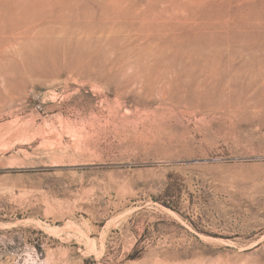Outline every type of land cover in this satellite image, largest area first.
<instances>
[{
    "label": "rangeland",
    "instance_id": "rangeland-1",
    "mask_svg": "<svg viewBox=\"0 0 264 264\" xmlns=\"http://www.w3.org/2000/svg\"><path fill=\"white\" fill-rule=\"evenodd\" d=\"M81 1L0 5V264H264V0Z\"/></svg>",
    "mask_w": 264,
    "mask_h": 264
},
{
    "label": "bare ground",
    "instance_id": "bare-ground-1",
    "mask_svg": "<svg viewBox=\"0 0 264 264\" xmlns=\"http://www.w3.org/2000/svg\"><path fill=\"white\" fill-rule=\"evenodd\" d=\"M22 1H24L26 4H27V7L25 8V9H22V10H18L17 9V6L22 2ZM97 1V0H96ZM106 1V0H105ZM84 3L83 4H85L86 3V0L85 1H83ZM100 2V1H99ZM105 3H107V2H105ZM113 3H114V0H113ZM119 3V2H118ZM123 3V2H122ZM121 3V4H122ZM128 3V2H127ZM184 3V2H183ZM212 3H214V2H212ZM1 4H4L5 5V14H4V16L6 17V18H4L3 19V21L4 22H6L7 24H9V25H11V26H13V27H15V26H18L19 25V23H20V21L21 20H23V19H25V17L26 16H28V15H31L33 12H47V11H49V10H51V11H57V10H61L62 11V9H63V11L62 12H64V11H69V12H72L73 10H75L76 8H79V7H82V1L80 0V1H78V0H0V5ZM74 4H76V5H74ZM111 4V3H110ZM130 4V3H129ZM215 4V3H214ZM106 5V4H105ZM115 5V4H114ZM118 5V4H117ZM126 5V4H125ZM116 6V5H115ZM211 7V5L209 4V5H207L206 6V9H211L210 7ZM127 7H128V5H127ZM200 7V6H199ZM87 8H90V7H88L87 6ZM104 8V7H103ZM106 9V8H105ZM123 9V8H122ZM200 9H203L204 11L206 10L205 8H201L200 7ZM82 10V9H81ZM91 10V9H90ZM193 10V9H192ZM191 10V11H192ZM195 10V9H194ZM78 11V10H77ZM83 11H85V9L83 8ZM89 11V10H88ZM112 11V10H111ZM190 11V10H189ZM190 11V13H193V12H191ZM202 11V10H201ZM203 11V12H204ZM208 10H206L205 11V13H203L205 16H201V15H199L200 17H202V18H204V17H206V15H208L209 13H206ZM66 12H65V14H66ZM86 12H87V10H86ZM115 12H116V10H115ZM196 12H199V10H195V13L194 14H196ZM208 12H210V10L208 11ZM212 13V11L210 12V14L209 15H212L211 14ZM47 14V13H46ZM94 14V13H93ZM194 14H192V15H190V17L188 18L187 16H186V18H184V19H186V21L187 22H189V21H191L192 19H190L191 18V16L193 17V16H195ZM200 14H201V12H200ZM1 15V14H0ZM53 15V14H52ZM55 15V14H54ZM58 15V14H57ZM59 15H60V12H59ZM69 15V14H68ZM101 15H102V13H101ZM106 15V14H105ZM197 15H198V13H197ZM35 16V15H34ZM40 16H41V14H40ZM46 16H48V14L46 15ZM61 16V15H60ZM62 16H64L63 14H62ZM67 17V16H66ZM199 18V17H198ZM198 18H197V20H198ZM199 19V20H204V19ZM62 19V18H61ZM189 21H188V20ZM194 19H196V17L195 18H193V20ZM63 20V19H62ZM166 20V19H165ZM182 20V19H181ZM179 21V20H178ZM185 21V22H186ZM196 21V20H195ZM195 21H191V22H195ZM184 22V21H183ZM202 22H204V21H202ZM232 22V21H231ZM181 23V22H180ZM198 23H199V21H198ZM198 23H196V24H198ZM83 24V23H82ZM170 24V23H169ZM183 24V23H182ZM188 24V23H187ZM186 24V27L188 28H193V27H190V26H188ZM190 24V23H189ZM192 24H194V23H192ZM201 24V23H200ZM202 24H204V23H202ZM205 25H207V27H208V24H205ZM205 25H203V26H205ZM76 26V25H75ZM175 26H177V25H175ZM174 26V27H175ZM182 27H183V25H181ZM180 26V27H181ZM193 26V25H192ZM199 26V25H198ZM203 26H201L200 25V29H201V32H202V28L201 27H203ZM170 29H168V30H177V27H176V29H171V26H168ZM167 27V28H168ZM179 27V28H180ZM197 27V26H196ZM214 26H212V28H213ZM217 27V26H216ZM166 28V29H167ZM189 28H188V30H189ZM198 28V27H197ZM204 28V27H203ZM164 29H165V27H164ZM196 29V28H195ZM199 29V30H200ZM210 29L211 28H209L208 30L210 31ZM220 30L222 29V28H219ZM228 30H229V28H227ZM15 30H16V28H15ZM126 30V29H125ZM178 30H180V29H178ZM187 30V29H186ZM186 30H183L184 32L186 31ZM211 30H213V29H211ZM223 30H224V28H223ZM10 31H11V29H10ZM9 31V32H10ZM167 31V30H166ZM181 31V30H180ZM183 31H181L182 33H183ZM191 31V30H190ZM189 31V32H190ZM209 31H207V32H209ZM213 31H216V30H213ZM16 32V31H15ZM15 32H14V34H15ZM180 32V33H181ZM189 32L187 31V32H185V33H187V34H189ZM194 32H195V30H194ZM197 32V34H198V30L196 31ZM204 32V31H203ZM226 32V31H225ZM122 33V32H121ZM172 33H177V32H171V34ZM191 33V32H190ZM200 33V32H199ZM19 34V33H18ZM197 34H194V35H196L197 36ZM207 34V33H206ZM208 34H210V33H208ZM213 34V35H212ZM212 34H210L209 36H211L212 35V37H210L212 40H214L215 41V37L216 38H218V36H217V34H216V36H214V33H212ZM9 35V34H8ZM23 35V34H22ZM174 35V34H173ZM24 36V35H23ZM108 36V35H107ZM106 36V37H107ZM182 36H183V34H182ZM185 36V35H184ZM192 36V35H191ZM201 37L203 36V34L202 35H200ZM208 36V37H209ZM229 36V35H228ZM9 37V36H8ZM13 37V36H12ZM17 37V36H16ZM22 37V36H21ZM207 37V38H208ZM23 38V37H22ZM117 38H119V37H117ZM127 38V37H126ZM172 38V37H171ZM175 38V37H174ZM174 38H173V40H174ZM186 37H184V39H185ZM187 38H188V36H187ZM137 39V38H136ZM135 39V40H136ZM177 39H179V41L181 40V38H178L177 37ZM199 39H202V38H199ZM205 39V38H204ZM219 40H220V38H218ZM112 40V39H111ZM116 40V39H115ZM114 40V41H115ZM176 40V39H175ZM207 40V39H206ZM8 41V40H7ZM88 41V40H87ZM137 41V40H136ZM178 41V40H177ZM182 41H183V38H182ZM182 41H181V43H182ZM119 42V41H118ZM166 42V41H165ZM169 42V41H168ZM201 42V41H200ZM199 42V43H200ZM206 42V41H205ZM228 42V41H227ZM18 43V42H17ZM114 44H115V42H113ZM210 44H213V43H210ZM162 45V44H161ZM111 46V45H110ZM114 46V45H113ZM120 46V45H119ZM128 46V45H127ZM153 46V45H152ZM173 46H175V44H173ZM129 47V46H128ZM127 47V48H128ZM140 47V46H139ZM166 47V46H165ZM176 47V46H175ZM159 48V47H158ZM162 48V47H161ZM125 49V48H124ZM5 50V49H4ZM117 50V49H116ZM173 50V49H172ZM191 51V50H190ZM4 52V51H3ZM87 52V51H86ZM149 52V51H148ZM142 55V54H141ZM146 55V54H145ZM151 55V54H150ZM126 56V55H125ZM143 56V55H142ZM187 56V55H186ZM136 58V57H135ZM152 59H153V57H152ZM132 60V59H131ZM101 62H103V61H101ZM171 62V61H170ZM166 66V65H165ZM142 70V69H141ZM168 70V69H167ZM123 71V70H122ZM151 77V76H150ZM156 77V76H155ZM160 79V78H159ZM167 79V78H166ZM75 81V80H74ZM135 81V80H134ZM162 82V81H161ZM163 83V82H162ZM167 83V82H166ZM188 86V85H187ZM90 87V86H89ZM142 88V87H141ZM200 90H201V88H200ZM163 91V90H162ZM189 91V90H188ZM201 92V91H200ZM187 94V93H186ZM186 94H184V96L186 97L187 95ZM202 95V94H201ZM188 96H190V95H188ZM187 96V97H188ZM158 97V96H157ZM199 99V98H198ZM187 101V100H186ZM186 101H184L183 100V102H186ZM188 103V102H187ZM182 104V103H181ZM186 104V103H185ZM199 104V103H198ZM187 108V107H186ZM186 108H185V110H186ZM195 108V107H194ZM182 109V108H181ZM184 111V110H183Z\"/></svg>",
    "mask_w": 264,
    "mask_h": 264
}]
</instances>
